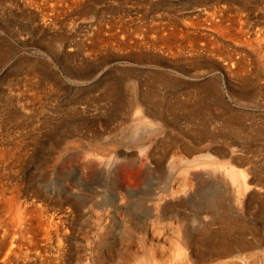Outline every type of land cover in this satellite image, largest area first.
Here are the masks:
<instances>
[{
	"label": "rangeland",
	"instance_id": "obj_1",
	"mask_svg": "<svg viewBox=\"0 0 264 264\" xmlns=\"http://www.w3.org/2000/svg\"><path fill=\"white\" fill-rule=\"evenodd\" d=\"M0 200V264H264V0H0Z\"/></svg>",
	"mask_w": 264,
	"mask_h": 264
},
{
	"label": "bare ground",
	"instance_id": "obj_2",
	"mask_svg": "<svg viewBox=\"0 0 264 264\" xmlns=\"http://www.w3.org/2000/svg\"><path fill=\"white\" fill-rule=\"evenodd\" d=\"M215 19V18H214ZM205 21V20H204ZM194 22V21H193ZM213 23V22H212ZM195 24V23H194ZM217 24L218 23H216V26H217ZM197 25V24H196ZM195 25V26H196ZM213 25V24H212ZM222 25V24H221ZM214 27V26H213ZM216 28V27H215ZM218 28H220V27H218ZM217 28V29H218ZM174 30V29H173ZM222 31V30H221ZM227 31V30H226ZM163 33V32H162ZM166 35H168V34H166ZM171 34H169V36H170ZM175 35V34H174ZM188 35V34H187ZM162 36V35H161ZM181 36V35H180ZM207 36V35H206ZM166 37V36H165ZM164 37V38H165ZM182 37V36H181ZM160 39L162 38V37H159ZM158 38V39H159ZM218 38V37H217ZM229 38V37H228ZM170 39H171V37H170ZM169 39V40H170ZM189 39V38H188ZM196 39V38H195ZM230 39V38H229ZM168 40V41H169ZM172 40V39H171ZM190 40V39H189ZM194 40V39H193ZM199 40V39H198ZM206 40V39H205ZM159 41V40H158ZM162 41V40H161ZM167 41V42H168ZM165 42V41H164ZM175 42V41H174ZM177 42V41H176ZM195 42H197V41H195ZM208 42V41H207ZM163 44V43H162ZM165 44V43H164ZM208 44V43H207ZM170 45V44H169ZM195 45H197V44H195ZM192 46H194L193 44H192ZM189 47V46H188ZM200 48V47H199ZM203 48H205V47H203ZM215 48V47H214ZM207 49V48H206ZM209 49V48H208ZM211 49V48H210ZM214 52V51H213ZM220 53V52H219ZM207 54H208V52H207ZM218 56V55H217ZM222 56V55H221ZM236 61H238V60H236ZM238 67V66H237ZM243 67V66H242ZM237 74V73H236ZM212 88V87H211ZM146 94V93H145ZM148 94V93H147ZM146 96V95H145ZM149 99V98H148ZM153 100V99H152ZM162 100V99H161ZM156 104V103H155ZM163 104V103H162ZM145 105V104H144ZM162 106V105H161ZM156 110V109H155ZM188 111V110H187ZM149 112V111H148ZM220 114V113H219ZM196 115V114H195ZM193 116V115H192ZM4 151V150H3ZM3 155V154H2ZM8 156V155H7ZM229 171H231V170H229ZM228 172V171H227ZM3 184H4V182H3ZM217 195V194H216ZM8 200V199H7ZM1 201V200H0ZM8 202V201H7ZM1 203H2V201H1ZM9 203V202H8ZM13 204V203H12ZM11 204V205H12ZM1 205V204H0ZM14 205H16V204H14ZM6 206H7V204H6ZM9 206V205H8ZM114 206V205H113ZM214 206L217 208L216 210H220L221 209V207H223L222 206V204H220V202L218 201V202H215V204H214ZM214 206H213V209H214ZM9 207H11V206H9ZM112 207V206H111ZM7 208V207H6ZM20 208L21 207H19V205L17 204L15 207H14V209H15V214H14V217H15V219H14V225H17L15 228H17V227H19V224H20V221L24 218V215H23V213L20 211ZM115 208V207H114ZM30 209V208H29ZM1 210H4V209H1ZM28 210V209H27ZM32 210V209H31ZM215 210V209H214ZM3 212V211H2ZM223 212V211H222ZM6 213H7V211H6ZM6 213H5V215H6ZM8 214V213H7ZM218 214V213H217ZM228 214V213H227ZM1 215V214H0ZM10 215V214H9ZM11 215H12V213H11ZM213 215V214H212ZM27 216V215H26ZM218 217H215V218H213V219H215L218 223H219V228L217 229V230H215V231H213L211 234H206V232L205 233H201L200 232V234H198V235H196L195 237H194V241L197 243V244H199V245H211V246H213V251L215 252V253H217V254H227L228 252H230V248L228 249V247H226V239H227V237H228V235H229V232H230V230H231V223L229 222V220L226 218V217H221L220 215H217ZM11 217V216H10ZM9 218V217H8ZM26 218V217H25ZM35 218V217H34ZM33 218V219H34ZM8 220V219H7ZM6 220V221H7ZM13 220V219H12ZM25 220V219H24ZM24 220H23V222H24ZM28 221V220H27ZM5 222V221H4ZM3 222V223H4ZM9 222L10 221H8V224H9ZM13 222V221H12ZM43 222V221H42ZM31 223V222H30ZM41 223V222H40ZM2 224V223H1ZM11 224H13V223H11ZM29 224V223H28ZM27 224V225H28ZM4 225V224H3ZM30 225V224H29ZM8 226V225H7ZM21 226V225H20ZM6 227V226H5ZM9 227H10V225H9ZM1 228V227H0ZM4 228V227H3ZM11 228V227H10ZM13 228V229H12ZM12 231H14V227L12 226ZM21 228V227H20ZM20 228H17V230L19 229L20 230ZM30 228V227H29ZM11 229L10 230H8L9 231V233H7V235H10L11 237H12V235H14V233L11 235V233H10V231H11ZM22 230H24V234L26 233V231H25V228L23 227V228H21ZM28 229V228H27ZM26 229V230H27ZM208 229V228H207ZM33 230V229H32ZM210 230V229H209ZM21 231V230H20ZM19 231V232H20ZM18 232V233H19ZM0 233H2V232H0ZM16 234H17V232H15ZM21 233V232H20ZM19 233V234H20ZM209 233V232H208ZM46 234V233H45ZM17 236H18V234H17ZM7 237V236H6ZM11 237H9V238H11ZM183 240L186 242V243H190L189 242V240H191V239H189L190 237H189V235L187 234V233H184L183 234ZM0 239H1V236H0ZM10 240V245L8 246V247H6V255H8V254H11V253H14L16 250H17V247H15V246H17V241L19 240V239H16V236H13L12 237V240L11 239H9ZM21 240V239H20ZM1 241V240H0ZM5 241V240H4ZM8 241V240H7ZM192 241V240H191ZM20 242V241H19ZM193 242V241H192ZM2 243V242H1ZM5 243H7V242H5ZM9 244V243H8ZM20 244V243H19ZM18 244V245H19ZM21 244H22V242H21ZM240 244V243H239ZM1 245V244H0ZM210 246V247H211ZM240 246H242V245H240ZM16 249H15V248ZM195 247V246H194ZM2 248V247H1ZM18 248H20V246L18 247ZM183 248V247H182ZM195 249V248H194ZM212 249H209L206 253H203V254H201L200 256H199V260H204L205 258H206V254H208V253H210V251L212 250ZM4 250V251H5ZM15 250V251H14ZM232 251V250H231ZM254 251V250H253ZM249 253V252H248ZM176 254V253H175ZM211 254V253H210ZM252 254V253H251ZM264 254V253H263ZM2 255V254H1ZM196 256V255H195ZM5 258V257H4ZM4 258H3V260H4ZM142 259V258H141ZM254 259V258H253ZM8 261V260H7ZM133 261V260H132ZM210 261V260H209ZM249 261V260H248ZM251 261V260H250ZM134 262V261H133ZM186 262V261H185ZM223 262H225V261H223ZM228 262V261H227ZM236 262V261H235ZM234 262V263H235ZM260 262V261H259ZM193 264V263H192ZM220 264V263H219ZM231 264V263H230ZM249 264V263H248Z\"/></svg>",
	"mask_w": 264,
	"mask_h": 264
}]
</instances>
